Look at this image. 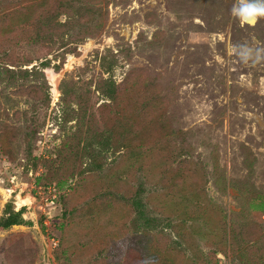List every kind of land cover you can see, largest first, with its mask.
I'll list each match as a JSON object with an SVG mask.
<instances>
[{"label": "rangeland", "instance_id": "rangeland-1", "mask_svg": "<svg viewBox=\"0 0 264 264\" xmlns=\"http://www.w3.org/2000/svg\"><path fill=\"white\" fill-rule=\"evenodd\" d=\"M25 1L0 0V26L3 15ZM65 1L92 12L95 35L77 46L78 56L66 54L58 73L52 67L59 64L60 50L47 54L41 48H21V54L35 59L24 68L45 60L52 65L43 70L50 101L47 110L42 104L38 110L41 130L34 155L41 163L54 158L76 129V121H65L60 111L63 81H74L78 93L88 97L87 113L98 126L108 101L95 91V80L111 75L120 85L126 74L140 70L145 86L130 97L146 127L128 117L125 129L131 133V144L119 154H103L101 170L81 174L84 182L76 176L61 189L56 183L35 185L42 165L26 170L22 148L14 161L0 153V217L11 202L15 211L24 208L22 217L31 222L0 232V264H64L59 226L67 221L65 211L84 212L86 201L98 196L97 200L107 188L114 200L116 192L132 197L141 189L148 215L179 222L198 251L216 257L213 264H233L229 243L222 253L220 235L209 237L212 230L221 233L210 222L213 211H219L228 226L232 220L238 228L247 226L251 239L243 248L253 242L264 251V213L255 208L264 195V63L244 64L235 55L239 44L264 47V20L254 26L241 24L231 16L234 0ZM71 13L68 9L58 22L67 21ZM101 59L109 74L101 68ZM52 72L60 74L56 89L50 82ZM9 93L10 102L1 105L8 116L2 114L0 123L19 126L12 114L27 110L34 100ZM99 199V204L104 202ZM78 210L71 220V239L88 242L94 236L79 229V220L85 225L92 221L80 218ZM118 211L122 215L121 210L113 215ZM95 214L93 223L112 239L116 233L131 232L128 220L124 228L120 221L112 219L110 224V217ZM8 253L21 259L10 260ZM77 262L72 264H84Z\"/></svg>", "mask_w": 264, "mask_h": 264}, {"label": "trees", "instance_id": "trees-1", "mask_svg": "<svg viewBox=\"0 0 264 264\" xmlns=\"http://www.w3.org/2000/svg\"><path fill=\"white\" fill-rule=\"evenodd\" d=\"M65 2V0H26L10 12H6L3 15L4 23L2 22L0 26V116L2 114L8 116L5 105L11 100L9 93L11 90L15 94H26L34 100L27 110H17L12 114V117L20 122L19 126L0 123V153L8 157L10 161H14L22 148L26 170L33 172L42 165L43 173L36 178L35 185L45 187L56 183L59 189L76 176L84 182L82 179L84 174H91L103 168L104 165L100 159L103 154L109 152L119 154L122 148L131 144L129 141L131 133L125 129L128 126V117L132 115L137 125H141V128L146 127L142 118L143 113L136 110V104L130 97V94L135 95L136 90L145 86L140 70L130 71L120 85L115 84L111 75L107 79L100 75L95 80V91L99 92L103 100L108 101L103 105L105 112L98 126L92 125L93 114L90 113V117L87 113L90 107L88 97L78 93L79 88L74 81H63L60 84L62 93L60 111L66 116L65 121H76V129L55 151L54 158L41 163L39 157L34 155L35 144L41 130L38 110H42L41 104L47 110L50 101L49 87L43 70L52 65L50 60H45L31 68H24L33 64L35 59L30 55L21 54V48L25 46L41 48L47 54L53 51V48L60 50L59 64L52 67L54 72L58 73L62 69L66 54L78 56L77 46L84 43L87 37L95 35L92 12L86 9L80 11V8L69 6ZM68 9H71L73 13L67 15V21L58 22V18ZM104 64L101 59V68H104V73L109 74V69L104 67ZM92 83L93 80L86 84L91 86ZM3 103L6 111L1 106ZM105 113L108 115L105 116ZM81 159L85 160L81 162ZM86 161H89V166L86 165ZM81 174L83 175L80 176ZM115 194L116 200L107 188L104 195L98 198L99 201L104 200L101 204L97 201L98 199L96 200L97 196L92 197L89 202L86 201L84 212L77 208L65 211L69 213V216L66 223L59 226L61 233L59 244L63 243L65 246L62 253L64 264H72L73 260H76V263L83 260L84 264H213L212 260L216 257L210 253L198 251L193 238L182 233L183 226L179 222L148 215L141 197V189L132 197L118 192ZM129 206L132 208L130 212ZM255 208L264 213V195L260 196V201ZM24 210L22 208L15 211L11 202L6 203L0 217V232L14 226H30L31 222L22 217ZM77 210L80 212V218H89L92 221L90 225H85L79 220V229L86 233L90 232L94 236V239L88 242L71 239L73 238L70 234L71 220ZM117 210H121L122 215L119 211L113 215ZM67 213H64V216ZM95 213L110 217L108 220L110 224L112 219L120 221L121 225L124 224V228L128 220L131 232L128 231L124 236L116 233L112 239L103 234L102 229L93 223ZM131 214L132 218H130ZM221 217L222 214L219 211L212 212L210 222L216 226V229L221 230V233L212 230L209 234L213 240L218 234L220 235L219 250L223 253L226 244L229 243L233 264H264V251L259 250L258 245L255 247V243L251 242V245L248 244L243 248L244 243L250 242L251 239V236L247 235V226L242 225L238 228L233 220L228 226L224 218L220 219ZM173 232L177 234L172 235ZM242 233L245 237L243 241L239 237ZM116 238L118 240L115 242ZM95 248H98L96 254L93 253ZM65 252L70 253L65 255ZM4 254L6 259V253ZM7 255L10 260L21 259L14 254V258L9 253Z\"/></svg>", "mask_w": 264, "mask_h": 264}, {"label": "clouds", "instance_id": "clouds-1", "mask_svg": "<svg viewBox=\"0 0 264 264\" xmlns=\"http://www.w3.org/2000/svg\"><path fill=\"white\" fill-rule=\"evenodd\" d=\"M231 16L243 25L254 26L264 20V0H234ZM235 55L244 64L256 66L264 63V47L261 46L239 44Z\"/></svg>", "mask_w": 264, "mask_h": 264}, {"label": "bare ground", "instance_id": "bare-ground-1", "mask_svg": "<svg viewBox=\"0 0 264 264\" xmlns=\"http://www.w3.org/2000/svg\"><path fill=\"white\" fill-rule=\"evenodd\" d=\"M70 62L66 65L67 68H70ZM50 82H51V85L56 89L57 85H58V82H59V79H60V74H55V73H51L50 74ZM55 93L57 95V91L55 90Z\"/></svg>", "mask_w": 264, "mask_h": 264}]
</instances>
